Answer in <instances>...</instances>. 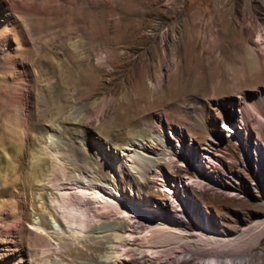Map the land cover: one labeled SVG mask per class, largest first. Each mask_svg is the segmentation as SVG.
Returning a JSON list of instances; mask_svg holds the SVG:
<instances>
[{"label":"rangeland","instance_id":"obj_1","mask_svg":"<svg viewBox=\"0 0 264 264\" xmlns=\"http://www.w3.org/2000/svg\"><path fill=\"white\" fill-rule=\"evenodd\" d=\"M33 4V12L20 7L12 11L19 26L7 36L9 54L18 60L25 86L30 87L27 102L32 115L41 113L48 119L56 112L75 115L79 108L88 109L87 130L112 149L141 125L145 137L157 132L151 118L157 122L161 118L167 134L179 132L184 160L165 165L153 179L139 180L103 163L107 176L119 179L121 198L175 210L187 228L196 227L186 211L195 206L205 229L207 221L213 231L231 236L264 218V0H34ZM9 59L0 41V146L16 165L13 169L0 165V201L14 214L13 198L29 174L28 144L19 141L7 118L11 83L2 71ZM85 74L90 78L82 83ZM84 86L95 89L93 96L83 95ZM101 104L105 106L98 110ZM122 114L126 120H117ZM224 122L233 132L223 129ZM68 125L66 135L71 139L66 142L85 155V148L92 147L79 144L78 132ZM17 146L20 154L14 150ZM155 153L154 148L150 154ZM99 157L102 162L100 153ZM83 165L94 167L90 160ZM179 198L183 204H178ZM0 224L5 227V221ZM147 230L135 232L136 242L145 249ZM251 239L248 234L226 249L243 250L251 264H264V229L255 243ZM187 250L168 245L162 253L123 255L119 264H192L183 260ZM1 255L0 250V262ZM190 258L211 259L196 253Z\"/></svg>","mask_w":264,"mask_h":264},{"label":"bare ground","instance_id":"obj_2","mask_svg":"<svg viewBox=\"0 0 264 264\" xmlns=\"http://www.w3.org/2000/svg\"><path fill=\"white\" fill-rule=\"evenodd\" d=\"M22 3L19 5L15 0H0V41L4 46L5 57L10 58L2 71L11 83L7 118L12 120L19 141L28 144L26 161L29 174L28 180L23 181L13 198L14 214L6 211L4 203L0 201V221H5V227L0 224V250L3 257L0 263L83 264L88 260L89 264H119L123 255L156 254L168 245L172 248H179L180 245L186 247L189 253L183 260L192 264H200L190 258L194 253L211 257L201 264H251L250 255L248 257L243 250L239 249L235 253L237 251L229 252L226 248L240 244L248 234L252 243H255L261 229H264V218L243 226L240 233L231 236L229 233L213 231L207 221L208 229H205L197 208L188 206L186 211L196 227L187 228L175 210L160 206L154 209L149 202L139 203L121 198L119 179L116 175L107 176L105 173L103 163L114 171L124 174L131 172L139 180H150L159 172H164L165 165L184 160L178 146L181 141L179 132H164L161 118L158 122L151 118L158 128L157 132L145 137L141 125L139 131L128 132L127 139L112 149L107 142L103 144L105 140L100 136L96 137L87 130L85 121L89 117L88 109L79 108V111H73L75 115L55 111L48 119L41 113L37 116L31 114L27 102L30 87L27 86V89L25 86L19 62L7 49L8 33L18 30L19 26L12 11L20 7L25 12H33L36 8L34 0ZM88 77L90 75H83L82 83H87ZM84 89L85 86L82 87L85 97L95 93V89ZM104 106L101 104L98 110ZM126 118L124 114L116 117L119 121ZM38 121L46 123L39 125ZM68 124H72V128L78 132L79 144L87 143L92 147L85 148L86 156L66 142L71 139L66 135L71 129ZM227 125L223 123L225 131ZM154 148L157 153L152 155L150 152ZM14 150L20 154L21 146ZM88 159L94 167L83 165ZM14 160L0 146V165L3 168H16ZM177 201L179 205L180 202L183 204L182 198ZM103 207L107 209L103 210ZM155 215L158 216L154 218ZM145 227L150 228L147 230L150 233L144 236L145 242L149 243L146 249L136 242L139 238L135 236L137 229ZM191 235H198L199 238L192 239ZM224 252L226 256L221 255Z\"/></svg>","mask_w":264,"mask_h":264},{"label":"built area","instance_id":"obj_3","mask_svg":"<svg viewBox=\"0 0 264 264\" xmlns=\"http://www.w3.org/2000/svg\"><path fill=\"white\" fill-rule=\"evenodd\" d=\"M236 125H237V127H239V124H236ZM227 127H228V125H227ZM230 132H233V128H229V127H228V128H227V133L230 134ZM197 261H199V260H197ZM208 261H209V260H208ZM199 262H200V264H201V262H204V263H205L206 261H199Z\"/></svg>","mask_w":264,"mask_h":264}]
</instances>
